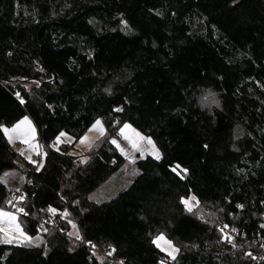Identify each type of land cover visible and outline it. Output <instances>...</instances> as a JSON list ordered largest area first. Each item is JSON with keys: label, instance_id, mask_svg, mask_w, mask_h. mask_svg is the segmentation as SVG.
I'll return each mask as SVG.
<instances>
[{"label": "trees", "instance_id": "1", "mask_svg": "<svg viewBox=\"0 0 264 264\" xmlns=\"http://www.w3.org/2000/svg\"><path fill=\"white\" fill-rule=\"evenodd\" d=\"M207 90L213 111L198 103ZM23 115L45 150L39 171L24 167L23 225L36 236L51 207L81 239L60 219L41 245L1 242L0 264H264V0H0V125ZM98 119L107 135L84 162L51 147ZM124 123L160 159H138L130 186L92 202L125 162L110 139ZM17 156L0 131V177ZM11 195L0 180V207ZM161 233L175 259L153 243Z\"/></svg>", "mask_w": 264, "mask_h": 264}, {"label": "rangeland", "instance_id": "2", "mask_svg": "<svg viewBox=\"0 0 264 264\" xmlns=\"http://www.w3.org/2000/svg\"><path fill=\"white\" fill-rule=\"evenodd\" d=\"M198 103L200 104L201 108L206 109L207 111H213L215 108L220 106L218 96L210 90L204 91L199 96ZM24 117H28V120L31 122V127L34 129V136L31 133L27 132V125L23 126L24 130H25L23 135H21L19 137L15 136V135L13 136V142L10 143V145L12 146V148L16 151V153L18 155L16 162L19 164V168L7 170L0 177L1 182L7 186V188L9 189V191H11V194H12L11 195V198H12L11 203H9L7 205V207H0V210L15 214L17 217V222L20 224V227L24 230L25 234L28 236H31L26 231V229L24 227V225H25V222L23 220L24 213H21L18 211V209L21 206V204H20L21 202L18 201L14 206H12V204H14L13 200H14L15 193L19 192L20 190L23 191V187L25 186V184L27 182V174L25 172L26 168L24 170V167H25L26 162H29V160L25 159V156L31 155L32 160L37 162L36 164H34V163H32V164L36 165V167H37L38 164H40V163L43 164L44 157H45V150H44V147L41 146V143L38 139L36 127L28 115H23L12 125H4V126L11 128L13 125H15L18 121H20ZM98 120L101 121V124L103 126V134L102 135L100 134L99 130L89 131V129L91 128L90 127L81 136V137H84V136L88 137V139L85 141V143L82 144L80 142L81 137L77 141L74 142V139L71 135L67 134L66 132H63V133H65V135L60 136V134H58L57 137H59V139H57V137H56L55 140L52 142L51 147L53 149H61V147H63L62 146L63 144L64 145L68 144L69 145L68 155L79 160L80 162H84L89 157L90 153L102 143V141L105 139V137L107 135V130H106V127H105L103 121L101 119H98ZM127 124H129V123H127ZM123 125L121 126V128L123 127ZM131 128L135 129L142 136L148 137V136L142 134L140 131H138L133 126H131ZM129 134H130V132H129ZM23 139H29L30 143L40 145L41 146L40 151L42 154L38 155L36 152L28 151V145L22 142ZM110 139L111 140L115 139L117 141V143L121 146V148L124 149V152L122 153L120 151V149L115 146L120 151V153H122V155L124 156L125 162L122 165V167L116 173H114L106 182H104L102 185H100L98 188H96L95 190H93L90 193L89 200L92 202L99 203V202H104V201L110 200L111 198H113L117 194H119L121 191L125 190L128 186H130V184L133 182V180L135 179V177L138 174L136 161L138 159L144 158L148 155L154 156L152 154L151 146L147 145L146 141L140 142V148L143 151V155H141V151L133 150L130 147V145L128 144V142L123 138V136L120 135V130L118 133L111 136ZM7 140H8V138H7ZM8 142H9V140H8ZM154 145H155V143H154ZM155 148L158 150L159 155H161L160 151L156 147V145H155ZM22 150L25 153V155H23V156L20 154ZM17 189H19V191H17ZM193 197L194 196H191L190 198L185 200V202L187 203L186 207L187 208L190 207L191 209L197 208L194 211L195 215L201 217L205 221L211 219V222L214 223L215 216L206 214V209L199 206L197 203L198 201L196 200L195 197H194L195 199H192ZM186 203H185V205H186ZM49 213L52 216V218L49 219L50 220L49 222L48 221H42V220L38 221L37 229H38L39 233L36 236H31L33 238L32 244H35V245L43 244L45 241L43 234H45V231H47L48 229L57 230V229L61 228L62 224L60 222V219L65 224V228L62 229V231L66 232L68 237H70L71 239H77L76 237H77V234H79V230L77 228L75 218L70 213H68L67 211L59 212L57 210L55 213H53L51 211ZM206 216L208 217V219L205 218ZM49 224H51V226H49ZM161 234H163V233H161ZM231 234L232 235H230V237L232 239L235 234L232 232H231ZM163 235L166 239H168L172 242L174 247H176L178 249L176 244L171 239H169L165 234H163ZM157 236L155 237V239L157 238ZM16 239H17L16 237L13 238V243H18V242H16ZM1 242L5 243L2 235H0V243ZM21 242L27 243V241H21ZM21 242H19V243H21ZM13 243H8V244H13ZM158 243L161 245V247H158V248L161 251H163L162 248H166V245L163 244V241H158ZM156 246H157V244H156ZM163 252L167 255L166 251H163ZM109 253H112V252H109ZM177 255H178V251L176 253H174L175 257ZM170 258H172V257H170Z\"/></svg>", "mask_w": 264, "mask_h": 264}, {"label": "snow or ice", "instance_id": "3", "mask_svg": "<svg viewBox=\"0 0 264 264\" xmlns=\"http://www.w3.org/2000/svg\"><path fill=\"white\" fill-rule=\"evenodd\" d=\"M17 95H19V94L17 93ZM21 102L23 103V101H21ZM117 110L119 111L120 109H117ZM25 125H27V132L31 133L34 136V129L31 127V122L28 120V117L22 118L20 121H18L11 128L4 126V125H0V131H3L5 136L8 138L9 143H12L14 135L19 137V136L24 134L25 130H24L23 126H25ZM92 130H99L100 134L102 135L103 134V126L101 124V121H99V120L95 121V123L89 129V131H92ZM129 132H130V134H129ZM63 135H65V133L61 132L60 136H63ZM120 135L123 136V138L128 142V144L130 145V147L133 150L141 151V155H143V151L140 148V142L146 141L147 145L151 146L152 154L155 156V158L160 159L159 152L155 148V145H154L151 137L142 136L135 129H132L131 125H129L127 123H125L123 125V127L120 129ZM57 139H59V137H57ZM87 139H88L87 136L81 137L80 142L83 144V143H85V141ZM22 142L28 145V151L36 152L38 155L42 154L40 151V149H41L40 145L30 143L29 139H23ZM111 143L113 145H115L117 148H119L122 153L124 152V149L121 148V146L117 143V141L115 139H112ZM20 154L22 156L25 155L23 150L21 151ZM25 159L29 160V162H31V163H34V164L37 163L36 161L32 160L31 155L25 156ZM41 167H43V164L42 163L38 164L37 165V171H39ZM179 167H180L179 165L176 166V168H179ZM173 171H176V169L174 168ZM184 171H187V170L185 169ZM17 191H19V189H17ZM14 199H18V200L22 201L24 198L21 196V197H15ZM192 199H195V198L193 197ZM9 203H11V201H9ZM186 206H187V203H186ZM237 207H242V205H237ZM188 210L191 211V208L189 207ZM18 211L27 215V213L24 211L23 208H19ZM49 211L55 213L56 209H53L50 207ZM224 227L227 228L228 225H225ZM261 227H264V225H262ZM231 231L235 232L236 229L233 228V229H231ZM0 235L3 236L5 243H13L14 237L17 238L16 242H18V243L21 241H27L29 243L33 242V238L31 236L26 235L24 230L20 227V224L17 222L16 215L13 213L2 211V210H0ZM76 238L81 239L79 234H77ZM223 238H226L229 242H231V237H229L226 233L224 234ZM158 241H163V244L166 245V248H162V250L166 251L168 256L175 259L174 253H176L178 251V249L173 246L172 242L170 240L166 239L163 234L158 235L157 238L153 241V243L157 244V247H161V245L158 243ZM233 246H235V245H233ZM93 247H94V245H93ZM109 255H111V253H109ZM248 255H251V253H249ZM121 264H122V262H121ZM162 264H163V262H162Z\"/></svg>", "mask_w": 264, "mask_h": 264}, {"label": "built area", "instance_id": "4", "mask_svg": "<svg viewBox=\"0 0 264 264\" xmlns=\"http://www.w3.org/2000/svg\"><path fill=\"white\" fill-rule=\"evenodd\" d=\"M23 197L24 198V192L22 190H20L19 192L15 193L14 195V198L15 197ZM18 201H21V200H18V199H14L13 202L14 204H12V206H14ZM49 226H51V224H49ZM109 260H112L110 257H108ZM114 264H118L116 260H112Z\"/></svg>", "mask_w": 264, "mask_h": 264}, {"label": "crops", "instance_id": "5", "mask_svg": "<svg viewBox=\"0 0 264 264\" xmlns=\"http://www.w3.org/2000/svg\"><path fill=\"white\" fill-rule=\"evenodd\" d=\"M4 174V173H3Z\"/></svg>", "mask_w": 264, "mask_h": 264}]
</instances>
